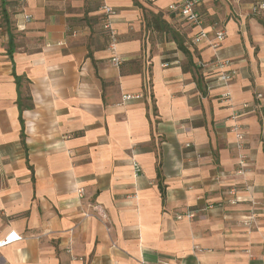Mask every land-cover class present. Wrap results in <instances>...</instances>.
<instances>
[{
	"label": "crops",
	"instance_id": "obj_1",
	"mask_svg": "<svg viewBox=\"0 0 264 264\" xmlns=\"http://www.w3.org/2000/svg\"><path fill=\"white\" fill-rule=\"evenodd\" d=\"M178 1L8 0L0 233L22 239L0 264H264V13L252 11L263 0H200L199 41L170 9ZM103 2L116 9L114 45ZM150 13L169 29L148 26ZM219 58L236 71L227 84Z\"/></svg>",
	"mask_w": 264,
	"mask_h": 264
},
{
	"label": "built area",
	"instance_id": "obj_2",
	"mask_svg": "<svg viewBox=\"0 0 264 264\" xmlns=\"http://www.w3.org/2000/svg\"><path fill=\"white\" fill-rule=\"evenodd\" d=\"M201 5L200 0H179L177 3H174L170 5V9L174 10L177 12V14L185 20L188 24L192 25L193 27H196L198 32L196 35V39L203 40V39H208L209 38V33L205 28V16L202 13V11L199 9ZM100 15L102 17V25L103 28L107 30L110 38H111V44L114 45L116 41V33L113 28V21L114 17L116 15V9L108 4L107 2H103L100 5L99 8ZM252 11L256 15H261L264 13V0L263 1H258L256 2L253 7ZM29 19V17H27ZM226 37V31L225 30H216L213 40L211 45H213L215 48L219 47L221 43L225 40ZM112 62L114 65L119 66L122 63V60L118 56H113L112 57ZM231 60L230 59H217V61L214 62V65L217 66L218 68L221 69V72L219 73V79L223 81L224 83H229L236 71L231 68ZM141 95H124L123 96V101L127 102L136 98H139ZM231 93L230 92H225L222 94V97L224 99H230ZM244 107H247V105H244ZM239 114H234L232 116L233 119H238ZM232 131L235 133L236 136V146L237 148L241 151L239 157H240V165L242 167L247 166V159L248 156L247 154L244 153L246 150V134L244 127L240 124L235 122L232 125ZM189 146V145H188ZM136 167L138 168L137 164ZM78 193L80 196L83 195L84 190L79 189ZM232 193L235 195V189L232 190ZM232 203H236V199L231 200ZM196 210H188L185 213H181L177 215V218H182L184 216L189 217V218H194L196 214ZM254 219L255 214H252L249 219ZM247 224L250 223V221H246ZM22 239V236L15 230H10L6 233H0V249L3 247L10 245L16 241H19ZM262 249L264 252V242L262 243Z\"/></svg>",
	"mask_w": 264,
	"mask_h": 264
},
{
	"label": "trees",
	"instance_id": "obj_3",
	"mask_svg": "<svg viewBox=\"0 0 264 264\" xmlns=\"http://www.w3.org/2000/svg\"><path fill=\"white\" fill-rule=\"evenodd\" d=\"M4 2V0H3ZM2 16L4 21L6 22L7 25V29L9 32V36H10V40H9V52L10 54L13 52V47H14V43H13V34L10 31V18H9V14L7 13V8H6V3L3 6V10H2ZM162 15L161 14H154V13H150L147 16V25L150 26L152 25L154 28H160L161 30H168L169 26L163 22V20L161 19ZM101 21H102V17H101ZM264 24V21H263ZM175 40L178 42L179 47L185 51L186 53H188L187 49L182 45V42L180 40V38L178 37L177 34L174 35ZM202 79H199V84L202 85ZM19 83V82H18ZM158 177L160 180V188H161V192L162 195L165 197V187L163 185V180H162V174H161V170H158Z\"/></svg>",
	"mask_w": 264,
	"mask_h": 264
},
{
	"label": "rangeland",
	"instance_id": "obj_4",
	"mask_svg": "<svg viewBox=\"0 0 264 264\" xmlns=\"http://www.w3.org/2000/svg\"><path fill=\"white\" fill-rule=\"evenodd\" d=\"M10 1H13V0H10ZM8 0H0V15H1V22L4 23V25H6V22L4 21L3 19V16H2V10H3V6L5 5V3H7Z\"/></svg>",
	"mask_w": 264,
	"mask_h": 264
}]
</instances>
